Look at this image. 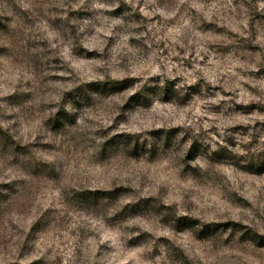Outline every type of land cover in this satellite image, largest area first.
Here are the masks:
<instances>
[{
  "label": "rangeland",
  "instance_id": "1",
  "mask_svg": "<svg viewBox=\"0 0 264 264\" xmlns=\"http://www.w3.org/2000/svg\"><path fill=\"white\" fill-rule=\"evenodd\" d=\"M0 264H264V0H0Z\"/></svg>",
  "mask_w": 264,
  "mask_h": 264
},
{
  "label": "trees",
  "instance_id": "2",
  "mask_svg": "<svg viewBox=\"0 0 264 264\" xmlns=\"http://www.w3.org/2000/svg\"><path fill=\"white\" fill-rule=\"evenodd\" d=\"M111 84H113V82H110Z\"/></svg>",
  "mask_w": 264,
  "mask_h": 264
}]
</instances>
